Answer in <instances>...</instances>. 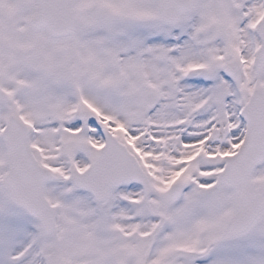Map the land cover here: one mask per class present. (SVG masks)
Returning a JSON list of instances; mask_svg holds the SVG:
<instances>
[{"label": "snow or ice", "instance_id": "obj_1", "mask_svg": "<svg viewBox=\"0 0 264 264\" xmlns=\"http://www.w3.org/2000/svg\"><path fill=\"white\" fill-rule=\"evenodd\" d=\"M0 264H264V0H0Z\"/></svg>", "mask_w": 264, "mask_h": 264}]
</instances>
